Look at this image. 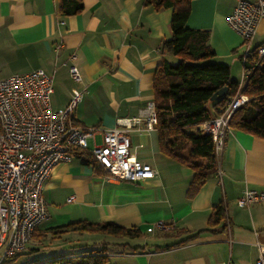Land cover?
<instances>
[{
	"label": "crops",
	"instance_id": "obj_1",
	"mask_svg": "<svg viewBox=\"0 0 264 264\" xmlns=\"http://www.w3.org/2000/svg\"><path fill=\"white\" fill-rule=\"evenodd\" d=\"M80 1L79 14L62 17L56 0H0V80L44 71L52 79L54 110L68 104L72 89L80 90L83 96L73 119L79 126L94 128L99 145L101 132L115 127L118 119L147 113L154 72L164 58L162 45L171 39V10L155 11L143 0ZM234 7L235 0H192L186 27L208 32L215 58L241 83L245 46L226 23ZM263 42L264 18L249 47ZM70 66L77 68L80 83L71 80ZM141 127L126 137L136 159L150 164L155 176L141 183L120 182L96 176L75 158L57 164L42 188L49 218L25 249L37 255L54 251L46 259L107 245L104 264H254L259 247H264V203L240 208L236 201L245 188L264 190V140L227 132L217 174L186 199L193 171L161 155L156 130ZM217 205L225 210L227 228L199 233ZM81 221L136 228L143 236L118 240L46 233ZM158 222L169 229L148 233L147 228ZM121 244L127 247L116 246Z\"/></svg>",
	"mask_w": 264,
	"mask_h": 264
},
{
	"label": "built area",
	"instance_id": "obj_2",
	"mask_svg": "<svg viewBox=\"0 0 264 264\" xmlns=\"http://www.w3.org/2000/svg\"><path fill=\"white\" fill-rule=\"evenodd\" d=\"M263 18L264 0H235L226 23L242 39L245 46L242 58L248 55ZM258 53L263 55L264 48ZM68 73L74 83L81 82L76 67L70 66ZM243 79L242 72L241 83ZM52 92V79L42 70L0 80V264L23 252L37 228L48 220L49 213L42 198L43 185L57 164L72 160L73 150L88 151L106 171L107 179L141 183L155 176L150 164L136 159L126 137L128 131L141 130L142 125L147 131L155 129L157 120L152 102L147 104L144 117L118 119L115 127L103 130L101 143L96 145V130L74 123L73 113L83 93L72 89L68 104L54 110ZM247 101L244 95L236 96L218 117L194 128L195 132L211 136L217 163L226 133L230 131L228 121ZM72 199L70 197L68 202ZM261 203H264V190L246 188L236 201L240 208ZM168 229L158 222L147 228V232ZM254 264H264L263 246L259 247Z\"/></svg>",
	"mask_w": 264,
	"mask_h": 264
},
{
	"label": "trees",
	"instance_id": "obj_3",
	"mask_svg": "<svg viewBox=\"0 0 264 264\" xmlns=\"http://www.w3.org/2000/svg\"><path fill=\"white\" fill-rule=\"evenodd\" d=\"M56 1L57 13L62 17L82 11L80 0ZM191 1L143 0L144 5L151 6L155 11L171 10V39L162 45L164 58L154 72L152 103L160 154L193 171L185 192L186 199H192L200 187L218 172L211 136L188 130L218 117L228 102L238 95H244L248 101L231 115L229 130L264 140V54L258 53L259 49L264 48V42L251 48L244 58L240 57L243 59L241 65L244 73L240 84L231 78L230 67L215 58L208 45V32L186 27ZM223 88H227V94L210 101L212 95ZM74 123L78 125L75 120ZM71 156L90 167L96 176L107 175L88 151L76 149L71 152ZM226 228L225 210L217 205L211 210L206 229L199 233L215 234ZM46 233L53 236L69 233L102 235L118 240H133L143 236L136 228H123L111 222L85 221L50 229ZM106 246L81 251L70 257L55 256L21 264H104L108 253ZM116 246L127 247V244ZM21 255L15 254L3 264H17Z\"/></svg>",
	"mask_w": 264,
	"mask_h": 264
},
{
	"label": "rangeland",
	"instance_id": "obj_4",
	"mask_svg": "<svg viewBox=\"0 0 264 264\" xmlns=\"http://www.w3.org/2000/svg\"><path fill=\"white\" fill-rule=\"evenodd\" d=\"M98 140V138H97ZM99 141V140H98ZM97 141V142H98ZM29 246H32V244H29ZM21 256L17 259V264H21L23 262H30L33 260H42L49 254H55L54 251H47L45 250L43 253H39L38 255L35 252H32L31 249H25L23 253L21 252Z\"/></svg>",
	"mask_w": 264,
	"mask_h": 264
},
{
	"label": "water",
	"instance_id": "obj_5",
	"mask_svg": "<svg viewBox=\"0 0 264 264\" xmlns=\"http://www.w3.org/2000/svg\"><path fill=\"white\" fill-rule=\"evenodd\" d=\"M226 94H227V88L220 89L212 95V97L210 98V101L217 100L218 98H220Z\"/></svg>",
	"mask_w": 264,
	"mask_h": 264
}]
</instances>
